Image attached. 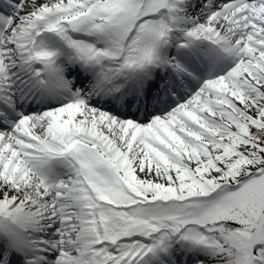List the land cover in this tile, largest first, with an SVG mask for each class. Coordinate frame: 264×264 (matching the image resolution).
I'll use <instances>...</instances> for the list:
<instances>
[{
  "label": "snow or ice",
  "instance_id": "1",
  "mask_svg": "<svg viewBox=\"0 0 264 264\" xmlns=\"http://www.w3.org/2000/svg\"><path fill=\"white\" fill-rule=\"evenodd\" d=\"M0 264H264V0H0Z\"/></svg>",
  "mask_w": 264,
  "mask_h": 264
}]
</instances>
